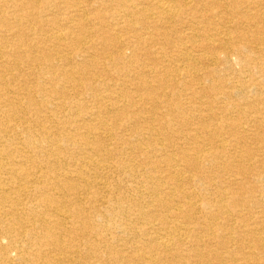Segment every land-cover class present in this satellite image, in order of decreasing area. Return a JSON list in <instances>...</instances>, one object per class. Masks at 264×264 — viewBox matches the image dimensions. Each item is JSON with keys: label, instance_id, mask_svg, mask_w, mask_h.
<instances>
[{"label": "bare ground", "instance_id": "bare-ground-1", "mask_svg": "<svg viewBox=\"0 0 264 264\" xmlns=\"http://www.w3.org/2000/svg\"><path fill=\"white\" fill-rule=\"evenodd\" d=\"M0 264H264V0H0Z\"/></svg>", "mask_w": 264, "mask_h": 264}]
</instances>
